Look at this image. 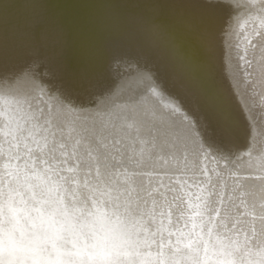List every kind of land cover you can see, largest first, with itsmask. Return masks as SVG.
<instances>
[{
  "label": "bare ground",
  "instance_id": "1",
  "mask_svg": "<svg viewBox=\"0 0 264 264\" xmlns=\"http://www.w3.org/2000/svg\"><path fill=\"white\" fill-rule=\"evenodd\" d=\"M26 113L79 139L60 171L73 183L9 151L5 121ZM97 136L124 153H112L114 171L151 242L145 264H158L160 245L261 264L264 0H0V226L14 215L17 239L46 234L53 256L131 228L93 187L112 162L92 150Z\"/></svg>",
  "mask_w": 264,
  "mask_h": 264
},
{
  "label": "snow or ice",
  "instance_id": "2",
  "mask_svg": "<svg viewBox=\"0 0 264 264\" xmlns=\"http://www.w3.org/2000/svg\"><path fill=\"white\" fill-rule=\"evenodd\" d=\"M251 43V41H249ZM8 126L7 134L4 136L5 143L9 146V151L15 148L17 151L16 156L24 160L25 167L29 164H35L39 161L43 165H49L48 168L44 169L45 174L47 172H53L58 178L64 179L67 183H73V180H69L67 177H60V171H63L62 165L67 159H74L76 155V149L79 146V139L74 137L71 142L65 137L63 127H57L46 115L43 113H26L23 116L13 117L10 121H5ZM52 124V127H49ZM59 137V139L57 138ZM103 139H106L104 137ZM100 136L94 137V145L92 150L100 152L101 149L105 150V159L113 152L121 154L123 157L124 153L121 147H117L115 142L112 148L109 149L108 145L103 142ZM43 141V145H41ZM31 145H35L33 148ZM21 146L24 147L26 155L21 156L19 149ZM36 149H40L39 155L33 159V155ZM57 154L60 157L61 167L57 169L55 161ZM122 163L121 159H117L115 155H112V162L107 164L109 171L105 174L106 178L101 180L97 177L93 184V187L100 192L101 195L106 193L111 196L110 201H106V206L111 207L115 212L120 213L126 217L131 223V228L125 227L117 236L113 237L110 241L105 240L107 244V251H101L99 253L93 251L89 252V248H96L95 243H85L81 248L76 250V243H72L71 248L64 249L63 252L57 251L56 255L53 256L47 248L40 246L41 239H49L50 237L45 236H33L27 242L22 239H17L11 228L7 227L15 219L14 215H10L3 218V226H0V252L6 254L3 260V264H16L14 259L15 253L25 252L26 255L19 259V264H25V261L29 258L32 259V264H85V257H87V264H97L99 258V264H145L144 261L140 260V256L143 255L141 249L150 248L151 242L147 237L141 238V232L137 231V223L132 222L134 215H141V213L132 209L130 203H125L132 196V190L124 185L123 182L116 178L117 169ZM75 168H79V164L75 165ZM74 170V169H70ZM98 171V169H97ZM86 176H91V172H87ZM51 179V177H49ZM78 183V181H77ZM89 183L85 181V184ZM111 189L108 193L107 189ZM70 190V189H69ZM15 191V189H13ZM72 195H75L73 192ZM60 202V201H58ZM76 203H88L87 196L82 201ZM67 206H74L73 201L68 200ZM90 206V205H89ZM121 208H124V212H121ZM11 212L12 209L9 208ZM163 214V213H162ZM174 234V233H172ZM67 243V241H66ZM53 249H56V245H52ZM207 255V249H204ZM219 252V250H218ZM222 254V252L220 253ZM261 256V264H264V251L258 253ZM51 257V258H50ZM66 257L67 259H64ZM181 260L185 264H209V261L201 258L195 252L181 253L180 249H170L166 254L163 251V245H160L158 252V264H181ZM215 264H225V261L217 259ZM231 264V262H229Z\"/></svg>",
  "mask_w": 264,
  "mask_h": 264
},
{
  "label": "clouds",
  "instance_id": "3",
  "mask_svg": "<svg viewBox=\"0 0 264 264\" xmlns=\"http://www.w3.org/2000/svg\"><path fill=\"white\" fill-rule=\"evenodd\" d=\"M89 243L92 244L91 239L89 240ZM95 244H96V248H95V249H93V248H89V249H88L89 252H93V251H95V252L99 253V252H101L102 250H103V251H107V244H106L105 241H100V242H97V243H95ZM85 264H87V257H85ZM97 264H99V258H98V260H97Z\"/></svg>",
  "mask_w": 264,
  "mask_h": 264
}]
</instances>
